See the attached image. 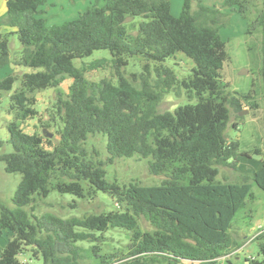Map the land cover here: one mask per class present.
Instances as JSON below:
<instances>
[{"label": "trees", "instance_id": "obj_1", "mask_svg": "<svg viewBox=\"0 0 264 264\" xmlns=\"http://www.w3.org/2000/svg\"><path fill=\"white\" fill-rule=\"evenodd\" d=\"M49 1L5 0L0 15V27L12 28L0 31V68L11 61L9 35L16 34L20 51L15 64L35 69L0 78V91L20 81L9 95L15 115L7 124L11 150L0 153L4 170L20 174L12 206L0 200V234L11 233L0 245V264H25L19 254L27 247L41 264H80L83 252L99 257V264H218L243 244L233 219L253 198L252 184L264 191V149L242 148L240 139L226 137L231 108L242 110L241 100L252 98L254 90H226L221 71L229 54L219 33L225 14L204 6L203 0H183L178 16L170 12V0H95L75 18L47 24L39 14ZM224 6L245 15L247 0H225ZM135 18L132 32L128 19ZM256 22L261 31L264 142V0ZM97 49L110 51L115 79L85 76L106 66V57L80 67L73 64ZM178 52L193 62L182 78L165 65ZM133 56L145 63L139 74L128 77L122 68ZM66 76L72 82L53 103L51 117L60 126L58 143L50 149L43 134L23 131L19 121L37 115V90L57 87ZM172 90H184L196 100L158 110L163 94ZM92 134L106 137V160L92 157L84 146ZM135 155L147 160L150 173L165 174L159 184L120 185L105 178L106 163ZM219 166L231 167L239 178L217 180ZM51 190L78 198L102 191L122 208L67 218L32 213L36 198ZM139 216L151 231L140 230ZM110 227L131 232L127 254L115 257L101 254L95 244L88 249L77 244L95 240V231ZM259 252L261 259L247 258L248 264H264L263 241Z\"/></svg>", "mask_w": 264, "mask_h": 264}, {"label": "rangeland", "instance_id": "obj_2", "mask_svg": "<svg viewBox=\"0 0 264 264\" xmlns=\"http://www.w3.org/2000/svg\"><path fill=\"white\" fill-rule=\"evenodd\" d=\"M172 9L179 15L182 8L183 0H171ZM95 0H50L47 4L42 5L40 16L46 19L47 24L60 23L64 20L75 18L78 13L88 6H91ZM216 0H203L202 4L207 7H216L226 16V23L219 27V33L226 42V49L229 59L224 63L221 75L223 82L227 83V91L247 92L254 90V95L249 99H242V110L236 111L231 108L230 121L226 129V137L229 139L238 138L241 141L242 148L259 146L264 149L263 142V122H262V79L259 74L261 63L260 50V26L256 19L262 7V0H247L246 14L243 15L236 8L232 9L224 6V3ZM213 3V4H212ZM196 5L193 3L192 8ZM5 0H0V15L5 11ZM137 19H128V26L132 32H135L134 24ZM225 21V17H224ZM133 25V26H132ZM12 28L2 26L0 31L5 32ZM10 59L11 61L0 68V78L8 73L20 75L22 72L35 70L28 66L15 64V59L20 51V43L16 34L9 35ZM106 57L107 65L96 69L88 70L85 76L90 80H99L102 77L115 79L114 69L110 66L111 58L108 49L94 50L91 55L73 59V64L80 67L82 63H88L92 59ZM145 60L140 56L128 58V63L122 68L125 75L131 77L132 73L139 74L142 71ZM165 65L171 66L178 78H182L190 72L193 66L192 60L183 53L178 52L165 61ZM72 82L71 77L65 79L57 87H47L37 90L34 93L36 97L35 108L37 115L19 121L20 127L27 133L38 132L44 135L48 140L47 147L52 148L58 143L59 135L57 128L60 126L58 119L53 120L51 117L53 103L56 97L68 92V87ZM17 79L11 90L0 91V153L11 150L7 142L9 137L7 124L15 120L14 113L9 109V95L19 85ZM138 84L137 82H134ZM195 98L188 97L182 90L180 94L170 91L163 94L157 109L173 110L178 105L195 102ZM251 103H255L252 107ZM89 155L100 160H106V137L102 134L89 135L84 143ZM105 178L108 181L116 180L120 185L135 182L140 185L159 184L165 174H152L147 167V160L137 155L132 157H120L114 159L112 163L105 164ZM217 180L233 181L239 178L238 173L229 166H219ZM20 180L18 172H6L4 163L0 162V200L6 205L12 206L11 197ZM253 198L247 199L243 207L235 214L233 225L237 229L236 238L243 241L240 248L231 252L230 255L218 260V264H226L229 259L230 264H248V259L260 260L259 242H264V191L255 183L252 184ZM122 208V205L116 203V199L108 193L97 192L84 198H78L71 194H60L51 190L45 198L37 197L34 202L32 213L41 215L49 212L61 218L83 217L89 214H98L100 212ZM26 209L30 212L29 207ZM138 226L141 231H151L152 227L143 217L137 218ZM262 231V232H261ZM261 235L256 238V235ZM95 240L78 241L77 244L84 249H88L95 244L99 247L101 254H113L120 257L127 254L131 232L119 227H110L101 232L95 231ZM2 246V245H1ZM24 250L20 257H31L30 251ZM80 264H99L100 258L90 256L86 252ZM29 264H41V258H33ZM190 264L189 262H185ZM106 264H115L109 262Z\"/></svg>", "mask_w": 264, "mask_h": 264}, {"label": "crops", "instance_id": "obj_3", "mask_svg": "<svg viewBox=\"0 0 264 264\" xmlns=\"http://www.w3.org/2000/svg\"><path fill=\"white\" fill-rule=\"evenodd\" d=\"M218 1V0H216ZM225 0H219L220 3H224ZM219 2H216V3H219ZM213 4V3H212ZM170 12L174 15V16H178L176 15L177 12H175L173 9H172V1L170 0ZM223 39V38H222ZM11 236V233L8 232V231H3L1 234H0V245H4L5 242L8 240V238H10ZM240 248V247H239ZM239 248H237L235 251H237Z\"/></svg>", "mask_w": 264, "mask_h": 264}, {"label": "built area", "instance_id": "obj_4", "mask_svg": "<svg viewBox=\"0 0 264 264\" xmlns=\"http://www.w3.org/2000/svg\"><path fill=\"white\" fill-rule=\"evenodd\" d=\"M232 252H235V250L232 251ZM230 253L225 254V255H223V257L222 256L221 257L224 258V257L230 255ZM21 254H23V252L19 254V260H20V262L21 263H25V264H29V262H31L32 258L31 257H20Z\"/></svg>", "mask_w": 264, "mask_h": 264}, {"label": "water", "instance_id": "obj_5", "mask_svg": "<svg viewBox=\"0 0 264 264\" xmlns=\"http://www.w3.org/2000/svg\"><path fill=\"white\" fill-rule=\"evenodd\" d=\"M226 264H230L229 262H227Z\"/></svg>", "mask_w": 264, "mask_h": 264}, {"label": "flooded vegetation", "instance_id": "obj_6", "mask_svg": "<svg viewBox=\"0 0 264 264\" xmlns=\"http://www.w3.org/2000/svg\"><path fill=\"white\" fill-rule=\"evenodd\" d=\"M228 261H226V263H227ZM230 263V262H229Z\"/></svg>", "mask_w": 264, "mask_h": 264}]
</instances>
